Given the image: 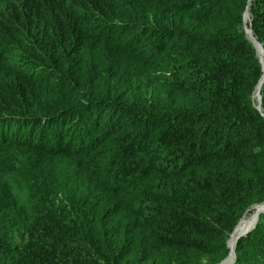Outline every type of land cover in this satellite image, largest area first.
<instances>
[{
	"label": "trees",
	"instance_id": "16d2710c",
	"mask_svg": "<svg viewBox=\"0 0 264 264\" xmlns=\"http://www.w3.org/2000/svg\"><path fill=\"white\" fill-rule=\"evenodd\" d=\"M249 1L0 0V154L27 162L0 168V264L229 254L264 202L263 67L244 30L249 6L264 47V0ZM26 223L36 242L13 243ZM231 264H264V213Z\"/></svg>",
	"mask_w": 264,
	"mask_h": 264
},
{
	"label": "rangeland",
	"instance_id": "374dc122",
	"mask_svg": "<svg viewBox=\"0 0 264 264\" xmlns=\"http://www.w3.org/2000/svg\"><path fill=\"white\" fill-rule=\"evenodd\" d=\"M15 161H18L17 164L15 163ZM16 164V165H15ZM27 167V162L25 160H23V158L20 156V155H17V156H14L13 159L11 160H8L6 158H4V156L2 154H0V168H26ZM258 204V203H257ZM256 205V204H255ZM255 205H253L252 207H254ZM252 207H249L244 214H246L248 211H251ZM244 214L242 215V217L244 216ZM256 214V212H253L252 214L250 215H246L244 216L243 218V221H242V225H241V228L243 229L244 227H246L247 223H248V220L251 219L254 215ZM241 217V218H242ZM240 218V220H241ZM239 220V221H240ZM238 221V222H239ZM38 224L40 225V228H38L37 230L39 229H45L47 231H50L52 234H55V230H51V227L52 225L48 222H46L43 218H42V215L39 217L38 219ZM238 224V223H237ZM236 224V225H237ZM27 226V227H26ZM244 226V227H243ZM25 228H18V227H15L12 229V231L8 232L9 234H12L13 236H10V238L12 239V242L13 243H18V242H21L23 241L24 243H27V240L29 241H32V242H36L34 241L32 238H31V234L29 232V223H26L24 225ZM236 227V226H235ZM239 228V230L241 229ZM241 229V230H242ZM238 230V231H239ZM232 241V238L231 240ZM231 244L230 243V247H229V250L231 248ZM229 246V245H228ZM230 252V251H229ZM228 256V255H227ZM235 260V256H234V259L233 261ZM231 261L230 264L233 262Z\"/></svg>",
	"mask_w": 264,
	"mask_h": 264
},
{
	"label": "water",
	"instance_id": "95a60500",
	"mask_svg": "<svg viewBox=\"0 0 264 264\" xmlns=\"http://www.w3.org/2000/svg\"><path fill=\"white\" fill-rule=\"evenodd\" d=\"M245 13H246V11H245ZM245 13H244V16H245ZM244 30H245V33H246V36L248 37V39L253 43L254 47L257 49V52H258V55H259V58H260V62H261L262 67H263V75H262V78L260 79L259 83L256 86V88L257 87L259 88L258 89V93H257L258 94V101H257L256 107L259 110H262L261 109L262 108L261 104H262V85L264 83V47H263L262 43L260 41H258V39L253 35L251 27L248 26L246 24V22H245V25H244ZM262 114L264 116V113L263 112H262ZM261 213H264V210L261 211ZM259 217H260V215H259ZM257 222L251 228L246 229L243 233H241L240 235H238L237 241L239 240L240 237L246 235L249 231H251L252 229H254L255 226H256V224H257ZM237 241H236V243H237ZM230 254L231 253L229 252L228 256H226L221 262H219L217 264H229L230 262H228L227 259L230 256ZM234 256H235V254H234Z\"/></svg>",
	"mask_w": 264,
	"mask_h": 264
},
{
	"label": "bare ground",
	"instance_id": "6f19581e",
	"mask_svg": "<svg viewBox=\"0 0 264 264\" xmlns=\"http://www.w3.org/2000/svg\"><path fill=\"white\" fill-rule=\"evenodd\" d=\"M251 2V1H250ZM249 2V3H250ZM246 16H247V19L245 20V22H249L250 21V8H249V6H248V8H247V10H246ZM244 19H245V16H244ZM259 88L257 87L256 88V91H255V96H256V92H257V90H258ZM255 101H256V97H255ZM257 206V207H256ZM254 207H256L255 209L257 210V211H254V212H257L251 219H249L248 220V223L246 224L247 226L246 227H244L243 229L241 228V225H242V221H243V218H244V216L241 218V220H240V222H239V224H237V226L235 227V229H234V231L232 232V234H231V236H230V238L228 239V245H229V241L231 240V238H232V241H231V250H230V256L228 257V259H227V261L228 262H231V261H233V259H234V254H235V247H236V241H237V237H238V235H240L241 233H243L246 229H248V228H251L257 221H258V219H259V215H260V213H261V211H263L264 210V202H262V203H258V204H256ZM252 214V213H251ZM245 215V214H244ZM250 215V214H249ZM239 228H241L240 230H239ZM238 230H239V232H238ZM229 247V246H228ZM230 264V263H229Z\"/></svg>",
	"mask_w": 264,
	"mask_h": 264
}]
</instances>
